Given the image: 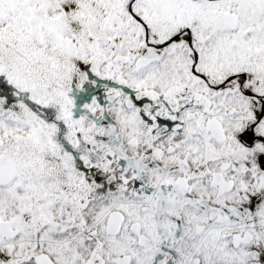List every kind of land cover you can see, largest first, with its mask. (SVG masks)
<instances>
[{
	"label": "snow or ice",
	"instance_id": "snow-or-ice-1",
	"mask_svg": "<svg viewBox=\"0 0 264 264\" xmlns=\"http://www.w3.org/2000/svg\"><path fill=\"white\" fill-rule=\"evenodd\" d=\"M0 264H264V0H0Z\"/></svg>",
	"mask_w": 264,
	"mask_h": 264
}]
</instances>
